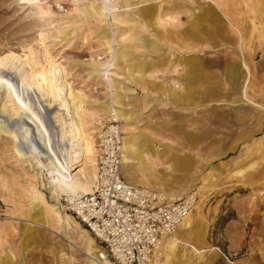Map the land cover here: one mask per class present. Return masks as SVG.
<instances>
[{"label": "rangeland", "instance_id": "rangeland-1", "mask_svg": "<svg viewBox=\"0 0 264 264\" xmlns=\"http://www.w3.org/2000/svg\"><path fill=\"white\" fill-rule=\"evenodd\" d=\"M101 2L0 0V55L33 51L40 65L60 63L85 96L82 130L94 149L112 121L108 98L120 97L135 111L118 120L124 137L134 132L135 145L152 144L145 171H136L145 184L128 176L134 157L124 163L126 178L170 197L197 192L176 229L181 239L172 250L161 245L151 264H264V0H111L114 20ZM111 49L124 57L109 65L113 88L96 73ZM29 94L35 136L21 130L25 111L0 81V264H97L93 246L105 255L104 247L52 198L50 174L32 160L37 128L49 152L65 160L70 145L60 140L56 116L70 117L38 90ZM130 122L136 128L126 130ZM91 165L73 173L93 172Z\"/></svg>", "mask_w": 264, "mask_h": 264}, {"label": "built area", "instance_id": "built-area-1", "mask_svg": "<svg viewBox=\"0 0 264 264\" xmlns=\"http://www.w3.org/2000/svg\"><path fill=\"white\" fill-rule=\"evenodd\" d=\"M122 125L112 119L98 135L97 176L90 193L64 195L61 205L104 247L113 264H151L164 237L193 211L197 192L172 198L129 181Z\"/></svg>", "mask_w": 264, "mask_h": 264}, {"label": "bare ground", "instance_id": "bare-ground-1", "mask_svg": "<svg viewBox=\"0 0 264 264\" xmlns=\"http://www.w3.org/2000/svg\"><path fill=\"white\" fill-rule=\"evenodd\" d=\"M99 9L103 15L110 14L111 19L114 20L111 0H102L101 4H99ZM112 42L113 40L110 38V43ZM114 42L119 43L120 39L114 37ZM109 54H111L109 64L103 68H99L96 73L98 75L107 74L108 77L104 78L108 81V85L111 86L110 88H113V83L109 78V75L111 74L109 65L113 61L115 62L116 60L118 61L124 59V57L122 56V52L117 50L114 51L113 49L109 50ZM26 66H30V69L27 70ZM0 67L3 69L0 81L5 83L8 86V89H10V95L12 96L13 102H15L16 106L18 105L20 107L19 109H24L25 111L20 127L21 130L26 133V135L32 134L35 136V131L31 125V121H33V117H36V115L32 117L31 113L26 112V109H29L31 112L29 107V103L31 102L29 91L31 89H33L36 94L38 90L40 96L42 97L47 96L48 98H51V102L53 101L58 104V110H61L63 113L66 112L70 117L71 121L67 123L64 121V117L59 115L61 112L57 113L58 115L56 116V118L58 117L57 121H59L61 126L59 135L60 140L67 139L70 145V148H66L65 150L66 158L64 161H61V159L53 151L49 152L47 144L43 140L44 138L42 132L38 128L36 131L38 132V138L31 143V153L33 154L32 160L34 161L35 165L41 170V174H43L44 171H47L50 174L48 184L52 192V198L55 199L58 204H60L61 197L64 195L72 196L79 193H90L93 189V185L97 176V144L95 145L94 149V138L92 139L82 130L83 123L80 112L85 111V96L83 93L78 90H74L70 83L64 79V69L60 63H57L49 58L47 65H40L33 51H30V54L24 55L14 51L5 52L0 55ZM15 75L20 77L21 82L16 89L13 85V80L15 79H10L13 77L16 78ZM115 85H117V82H115ZM17 91L19 94H17ZM24 92H26L28 100H24L23 97L20 96V94ZM121 103L120 97L113 96V94L110 95L108 98V105L105 107L106 111L104 113L114 120L120 121L123 119L126 121V108ZM11 128L13 130H11L10 133L15 137L14 125ZM39 143L44 146V149H39ZM123 143L126 152L124 163L130 162L132 157H138V155L142 153L140 148L135 145L134 137L132 135H126L123 138ZM21 149L23 148L21 147ZM42 157H45L48 159V161H42ZM87 162L88 164H92L91 166L94 169L93 172H88L85 169L80 168L77 172L73 173V171L76 169L75 165H86ZM135 177H137L136 179L139 178L138 175H135ZM171 197L176 198L174 196ZM38 198L43 200V197L40 194L38 195ZM55 212L62 222L70 219L69 215L63 210H55ZM185 222L181 223L179 228L182 227ZM174 234V238H167L171 236L169 235L164 237L161 242V245L167 250H172L176 245V241L181 239V235L178 233V230H176ZM161 245L155 257L160 253ZM91 257L97 264H111L106 258V255H104L103 252L101 254V250L97 246H93Z\"/></svg>", "mask_w": 264, "mask_h": 264}, {"label": "crops", "instance_id": "crops-1", "mask_svg": "<svg viewBox=\"0 0 264 264\" xmlns=\"http://www.w3.org/2000/svg\"><path fill=\"white\" fill-rule=\"evenodd\" d=\"M145 68L143 69V72L144 73H146V76H145V78L147 77V75L149 74V72L147 71V70H145ZM127 77V76H126ZM144 78V79H145ZM143 79V80H144ZM131 80V79H130ZM143 80H140V81H143ZM132 81V80H131ZM142 84V83H141ZM125 112H126V116H127V119H128V117H133L134 116V114H135V111H132V107H130L128 104H127V109L125 110ZM137 124V123H136ZM136 124H132V122H130V124L129 123H127L126 125H124V123H123V125L125 126V128H126V130L127 129H130V128H136ZM130 135H137V134H134V132L133 133H131ZM144 137H146L148 140H149V137L147 136V135H143ZM150 141V140H149ZM151 142V141H150ZM138 145V147L140 148V149H144V151L141 153V154H139L138 155V157H135V161H134V163H135V166H136V170H135V172H134V174H131V175H128L129 176V178L130 179H135L136 181H138V182H140L141 184H145V177H140L139 176V178L138 179H136L137 177H135V175H137L136 174V171H138V172H141V171H145V168H144V164L142 163L143 162V160L145 159V156L146 155H148V157H149V154H147L148 153V151H149V146H150V144L151 143H148V144H143V145H141V144H139V143H137ZM151 146H152V144H151ZM150 146V147H151ZM143 156V157H142ZM139 159V160H138Z\"/></svg>", "mask_w": 264, "mask_h": 264}]
</instances>
